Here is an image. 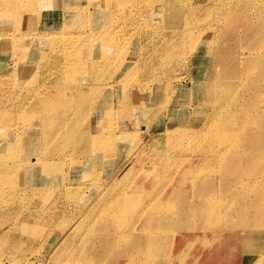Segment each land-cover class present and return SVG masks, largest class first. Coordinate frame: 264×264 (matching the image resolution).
Segmentation results:
<instances>
[{
	"label": "bare ground",
	"instance_id": "6f19581e",
	"mask_svg": "<svg viewBox=\"0 0 264 264\" xmlns=\"http://www.w3.org/2000/svg\"><path fill=\"white\" fill-rule=\"evenodd\" d=\"M180 207L190 264H264V0H0V257L170 264L119 247Z\"/></svg>",
	"mask_w": 264,
	"mask_h": 264
},
{
	"label": "rangeland",
	"instance_id": "374dc122",
	"mask_svg": "<svg viewBox=\"0 0 264 264\" xmlns=\"http://www.w3.org/2000/svg\"><path fill=\"white\" fill-rule=\"evenodd\" d=\"M180 93L183 95L182 91H180ZM163 94L164 93H160L159 96L163 98ZM185 96L188 97V92H186ZM158 117L159 118L157 119V121L163 122V120L165 118V113H163L162 115L161 114L158 115ZM182 118H183V116L179 115L176 117V121L179 122ZM146 144L148 145L149 142H147ZM132 162H133V159L130 162V164H132ZM130 164L127 163V165L123 168V170L118 174L117 178H121V176L123 175L122 173H124L125 170L128 169V166ZM72 180H73V183L78 182L76 179H72ZM194 196H195V194H193V197ZM197 197H200V194H198ZM74 199L75 198H71L69 196L66 199L64 198V201L68 200V202L71 203V201L73 202ZM216 200H217V198H216ZM179 209H185V212L179 213L180 216H179L178 221L174 222L173 214H169L165 218L159 220L156 223V225H149V226H151V229H154V231L161 232V233H164L166 235V237L161 238L158 241V243H157V240L155 238H154V241L149 242V239H151L152 237H150V234L144 230V228L146 229V227H147V223H148L147 219L135 218L134 220H130L129 222H127L126 228L132 232L134 237H133V239H131L129 241L123 242L119 248L139 252L137 250V248L151 243V244L155 245V249L153 251L154 255L163 256V257L167 258V260L169 261L170 264H175L176 262H180L183 264H190L191 259L187 258L186 254L182 250L185 246H191L195 251V255H194L195 258H197V259L205 258L207 252L206 251H198V249H199L198 246H199V243L203 240L204 233L198 237L197 241L194 244V240L197 237V235L203 231L200 228H194L193 225L198 224V225H205L207 227L212 225L211 230H214V229L216 230L217 226L220 223V220L215 221V220H213L212 216L209 213H206L203 211H196V209L189 210V208L186 209L184 207H180ZM187 213L190 214V219L188 221L185 220V215ZM141 221H143L142 226L139 225L141 223ZM233 226H234L233 223L230 222L228 229L236 228ZM191 227L194 231V235L191 237L190 243H187V244L182 242L181 238H179V235L177 233L176 234L170 233V231L176 232L178 229H182V228L190 229ZM61 230H62V228H55L49 235L47 234L45 236L47 238H54L55 236L58 235L59 231H61ZM205 232H208V231H205ZM240 234L243 236L241 241L245 240L247 233L243 234L241 232ZM241 241H240V243H241ZM203 242H207V241H203ZM254 245H255V243L254 244L250 243L249 246H254ZM196 247H198V248H196ZM237 247L240 248V251L242 250V253L240 255L241 259L248 255V252H249L248 248H244L243 246L239 247V245H237L235 247L234 244H231V245L227 246L225 250L229 249L231 253H234L237 250H239ZM258 250H259V245H257L255 247V251L257 252ZM3 257L4 256L0 257V259H1L0 263L1 264H8L7 261H9V259H7V257H4V258ZM120 257H121V255L115 257L114 261L116 258H120ZM241 259L238 260V257L232 256L231 259H229L228 261L225 259L224 260H225L226 264H242ZM222 262H223V260H222ZM139 264H146V263L144 262V263H139ZM149 264H165V260L151 259ZM216 264H218V262Z\"/></svg>",
	"mask_w": 264,
	"mask_h": 264
}]
</instances>
